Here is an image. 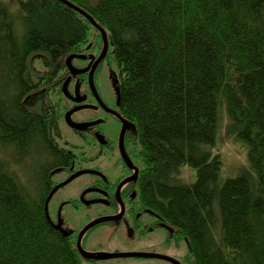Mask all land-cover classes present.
<instances>
[{
	"label": "trees",
	"instance_id": "obj_1",
	"mask_svg": "<svg viewBox=\"0 0 264 264\" xmlns=\"http://www.w3.org/2000/svg\"><path fill=\"white\" fill-rule=\"evenodd\" d=\"M72 1L108 33L146 207L187 240L189 264H264V0ZM102 39L61 0H0V264H81L46 199L73 159L58 142L67 59ZM224 112L247 147L231 177L217 144Z\"/></svg>",
	"mask_w": 264,
	"mask_h": 264
},
{
	"label": "flooded vegetation",
	"instance_id": "obj_2",
	"mask_svg": "<svg viewBox=\"0 0 264 264\" xmlns=\"http://www.w3.org/2000/svg\"><path fill=\"white\" fill-rule=\"evenodd\" d=\"M103 45L104 41L102 39L101 47L98 45L94 51L91 49L90 43L87 46V49L79 54L83 57H75L74 63L72 62V64L77 68V72H75L71 76L70 82L68 84V90L70 94H72L73 96H78L82 98V100L75 101L68 98L67 107L65 109L66 112H69L71 109H74L75 107H78L80 105H87V107L85 108H81L71 112V118L81 125V127L79 128L72 126L71 127L87 142L88 146L94 149L92 150L91 154L84 155V151L76 152L74 150V145L71 144L72 146L68 147V151L72 153L73 156L71 163L59 169L56 173H54V171L52 172V179L54 181L53 188L74 174H77V176L73 179H77L81 177V175H86V177L80 178V181L81 183L87 182L78 197L65 198L59 202L56 217L53 218L52 216V218L56 221L61 219L63 226H69L74 233L73 236L76 242L80 230L85 225L95 219L102 217H110V219L100 222V224L112 223L116 227H120L123 222L127 221L130 225L133 226V229H136L138 227L140 230H142V234L144 235L149 231L156 230L159 227H164L168 231V240L170 242H172V240H175L176 238L178 241H180L181 238L178 239L177 237V230L163 222L158 214H156L152 210L145 207L143 208L142 203L140 202V198L138 195L140 187L139 179L144 168L137 163V153L134 151L135 148L132 147L130 142H128V137L130 135L134 136L135 140L137 137L135 133L136 130L132 122L129 121L128 118L124 115L119 103L117 104V106H114L103 96H101L98 89L97 92L99 98L90 89L89 68L92 66L93 62H95V60L100 56L103 50ZM109 52L110 46L107 54L98 64L95 70V75L99 71V68L105 62L106 58H108ZM76 59L80 60V62H84V64L77 65L75 63ZM76 90L78 92V95L76 93ZM64 95L66 94L64 93ZM83 109L91 110V116H86L82 119H75V112ZM125 119L127 120L126 123ZM114 130L115 135L113 133ZM65 143L70 144L67 140L65 141ZM131 143L133 144V142ZM122 144L123 146H125L126 151L125 149H122ZM122 151L126 155L128 154L133 163H128L127 157L125 159ZM108 167L117 170L113 177L110 176L109 171L107 170ZM60 172H64V177L59 181H56L54 175ZM134 175H136L135 178L129 180L124 185L125 189L123 187L122 189L117 191L118 186L122 181ZM126 187H128L129 189H127ZM55 193L51 197L50 201L53 199ZM95 203H100L98 205L102 206V210L97 212L96 210H94V215L90 216L88 222L80 228H73L63 214V208L66 205L76 204L75 206L80 208L83 205L92 206ZM130 217L136 219V222L134 224L131 222ZM98 225L99 224L92 226L84 234V236L82 237V245L83 240L85 239L84 237H86V235L94 230ZM178 241L176 242L178 243ZM176 259L179 260L182 264H186L181 259ZM168 261L172 262L171 260ZM172 263L175 264L174 262Z\"/></svg>",
	"mask_w": 264,
	"mask_h": 264
},
{
	"label": "rangeland",
	"instance_id": "obj_3",
	"mask_svg": "<svg viewBox=\"0 0 264 264\" xmlns=\"http://www.w3.org/2000/svg\"><path fill=\"white\" fill-rule=\"evenodd\" d=\"M77 65H83L84 62L76 59ZM119 76L118 63L113 57L106 58L103 65L99 68V71L95 75V84L101 94L108 102L117 106V79ZM88 87V86H87ZM75 89V88H74ZM66 100L62 99V111L64 112V118L60 122L62 136L60 142L67 147L74 145L76 152H85L84 155L91 154L94 148L88 146L87 142L79 136L74 129L67 122L65 109ZM69 106V105H68ZM67 107V103H66ZM92 111L89 109H83L76 111L74 114L75 119H82L86 116H91ZM228 117L224 112L221 115V129L219 133L218 146L223 155L225 168L229 173H225V177L236 176L243 170V166L247 165V147L244 142H240L227 135L226 125ZM115 135V130L113 131ZM69 141L70 144H65V141ZM140 157V158H138ZM141 156H137V163L144 167V161ZM242 166V167H241ZM236 169V170H235ZM239 169V170H237ZM111 177L115 175L117 170L108 167L107 169ZM239 172V173H237ZM237 173V174H235ZM64 177V172H60L54 175L56 181H59ZM86 175H81L77 179H73L63 187H60L55 193L53 199L49 203L50 213L53 218L56 217L57 207L59 202L65 198L78 197L84 186L87 184L81 183V179ZM182 182L192 183L196 180V172L190 166H185L182 173ZM139 185V184H138ZM140 186V185H139ZM95 203L92 206L83 205L80 208L75 205H66L63 208V214L68 220L69 224L74 228H80L85 225L90 216H93V211H101L102 206ZM131 218V222L134 224L136 219ZM143 231L138 227L133 229L127 221L123 222L120 227H116L112 223L99 224L94 230L84 237L83 246L88 251H145L156 252L164 255H170L181 259L186 264L188 263L187 256L189 254V246L185 238H181L178 243L175 240L170 242L168 240V231L164 227H159L156 230L149 231L145 235ZM82 264H173L172 262L160 258V257H143V256H128L117 257L109 259L90 260L82 257Z\"/></svg>",
	"mask_w": 264,
	"mask_h": 264
},
{
	"label": "water",
	"instance_id": "obj_4",
	"mask_svg": "<svg viewBox=\"0 0 264 264\" xmlns=\"http://www.w3.org/2000/svg\"><path fill=\"white\" fill-rule=\"evenodd\" d=\"M63 1L64 3L70 5L71 7L75 8L76 10L80 11L82 14H84L88 19H90V21L97 27L98 26V23L96 22V20L94 19V17L89 13L87 12L83 7L79 6L78 4L74 3L72 0H61ZM99 29L101 30L102 34H103V41H104V45H103V50L100 54V56L95 60V62H93L92 66L89 68V86H90V89L93 91V93L95 95H97V97L99 98V95H98V92H97V88L95 86V70L98 66V64L103 60V58L105 57V55L107 54L108 52V49H109V46H110V41H109V38H108V33L106 31V29L102 26H99ZM75 57H83L82 55H79V54H72L68 57V65L69 67L73 70H77V68L71 63V61L75 58ZM80 71V70H79ZM70 82V77L65 81L64 83V87H63V90H64V93L70 98V99H73L75 101H81L82 98L78 97V96H73L72 94H70L69 90H68V84ZM76 93L78 95V92L76 90ZM87 107V105H80L78 107H75L74 109H71L67 115H66V118H67V122L69 123L70 126L72 127H81V125L79 123H75V122H72L70 120L71 118V112L75 111V110H78V109H81V108H85ZM126 119H125V123H126ZM122 149H124V146L122 144ZM127 157V155H126ZM77 176V174H74L72 176H70L69 178H67L65 181L59 183L58 185H56L49 197L47 198V201H46V212H47V215L48 217L51 219L50 217V214H49V211H48V205H49V201L51 199V197L53 196V194L63 185L67 184L68 182H70L73 178H75ZM136 175L122 181L120 183V185L118 186V189L117 191H119L122 187V185L126 182H128L129 180H132L133 178H135ZM110 219V217H102V218H99V219H95L93 221H91L90 223H88L87 225H85L81 230H80V233L78 235V248H79V251L81 253V255L85 258H99V257H106V258H114V257H128V256H143V257H160V258H164V259H167V260H171L172 262H174L175 264H182L179 260H177L176 258L174 257H171L169 255H164V254H160V253H147V252H138V251H126V252H113V253H109V252H91V251H88L86 249H84L83 245H82V237L84 236V234L94 225H96L98 222L100 221H105V220H108ZM57 227H60V223H56L55 224Z\"/></svg>",
	"mask_w": 264,
	"mask_h": 264
},
{
	"label": "bare ground",
	"instance_id": "obj_5",
	"mask_svg": "<svg viewBox=\"0 0 264 264\" xmlns=\"http://www.w3.org/2000/svg\"><path fill=\"white\" fill-rule=\"evenodd\" d=\"M97 22V21H96ZM98 23V22H97ZM93 24V23H92ZM94 25V24H93ZM95 26V25H94ZM99 26H102V25H100L99 23H98V26H97V29L99 30V32H100V34L102 35V38H103V34H102V32H101V30L99 29ZM96 27V26H95ZM103 27V26H102ZM108 38H109V36H108ZM68 60V59H67ZM74 60V59H73ZM73 60L71 61V63L73 62ZM67 66H68V68H69V71H70V75L68 76V78L70 77V79H71V76L75 73V72H77V70H72L70 67H69V65H68V61H67ZM74 77V76H73ZM72 77V78H73ZM67 78V79H68ZM67 98H69L67 95H65ZM117 98H118V96H117ZM70 120L72 121V122H75V123H78V122H76L75 120H73L72 118H70ZM80 124V123H79ZM219 133L220 132H218L217 133V140L219 139ZM59 140L60 139H58V142H59ZM133 142V141H132ZM61 143V142H60ZM62 144V143H61ZM65 144H67V143H65ZM130 144L132 145V147H138V143H137V141L135 140L134 142H133V144L130 142ZM62 146H64L65 148H68L67 146H65V145H62ZM124 149H125V146H124ZM125 151H126V149H125ZM136 153H137V156H140L139 155V153H138V151L137 150H134ZM122 153H123V155H124V157H125V159H126V154L122 151ZM138 158H140V157H138ZM127 161H128V163L130 164V163H133V161H132V159L128 156V154H127ZM145 166H146V163L144 162V167L143 168H145ZM17 169H19V168H21V166L20 167H16ZM225 166H224V171H225ZM240 172V171H239ZM239 172H237V173H239ZM229 173V172H228ZM237 173H235V174H237ZM240 174V173H239ZM238 175V174H237ZM27 179H31L32 180V176H30V177H27ZM141 182H142V174H141V176H140V179H139V184H141ZM127 183V182H126ZM126 183H124L123 185H122V187H121V189L124 187V185L126 184ZM62 187V186H61ZM127 189H129L128 187H126ZM124 189H125V187H124ZM52 191V190H51ZM49 193H51V192H49ZM50 195V194H49ZM49 195L47 196V198L49 197ZM139 198H140V202L142 203V206H143V208L145 207V208H148V207H146V205L144 204V202H143V200H142V198L139 196ZM46 201H47V199H46ZM48 211H49V214H50V217H51V219L48 217V215H47V217H48V219L55 225L56 223H60V227H57L56 225H55V227L56 228H60V229H62V230H68L69 231V233L73 236V231L70 229V227L68 226H63L62 225V220L61 219H59L58 221H56L55 219H53L52 218V215H51V213H50V208H49V205H48ZM46 214H47V212H46ZM99 219V218H98ZM100 222H103V221H100ZM100 222H98L97 224H100ZM73 239H74V236H73ZM78 240V239H77ZM174 240V239H173ZM175 241H178L177 240V238L175 239ZM76 242V241H75ZM76 246H77V248H78V242H76ZM85 249V248H84ZM97 253L98 252H105V251H96ZM114 251H110L109 253H113ZM117 252H126V251H117ZM142 252H145V251H142ZM114 258H117V257H114ZM98 259H109V258H106V257H99V258H90V260H98ZM80 262H81V260H80ZM82 264V263H81Z\"/></svg>",
	"mask_w": 264,
	"mask_h": 264
}]
</instances>
